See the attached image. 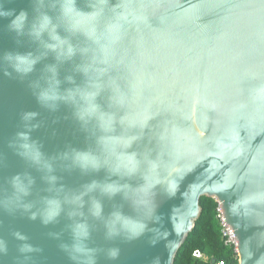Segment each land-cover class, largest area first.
I'll use <instances>...</instances> for the list:
<instances>
[{"label":"water","instance_id":"water-1","mask_svg":"<svg viewBox=\"0 0 264 264\" xmlns=\"http://www.w3.org/2000/svg\"><path fill=\"white\" fill-rule=\"evenodd\" d=\"M202 196L264 264V0H0V264H174Z\"/></svg>","mask_w":264,"mask_h":264},{"label":"trees","instance_id":"trees-1","mask_svg":"<svg viewBox=\"0 0 264 264\" xmlns=\"http://www.w3.org/2000/svg\"><path fill=\"white\" fill-rule=\"evenodd\" d=\"M200 205L201 214L178 250L174 264H211L212 259L223 260L226 264H237L234 248L225 245L221 234V225L217 218L219 203L213 197L202 196ZM195 249L203 251L209 260L195 258Z\"/></svg>","mask_w":264,"mask_h":264},{"label":"built area","instance_id":"built-area-1","mask_svg":"<svg viewBox=\"0 0 264 264\" xmlns=\"http://www.w3.org/2000/svg\"><path fill=\"white\" fill-rule=\"evenodd\" d=\"M217 218L220 221L221 225V234L224 240L225 245H228L230 247L234 248L235 257L239 259L238 251H237V239L236 235L234 233L233 228L226 222L223 213L218 206L217 208ZM193 256L197 259H203L205 261L209 260V257L200 249H195L193 251ZM213 260V259H212ZM211 264H226L223 260H213L211 261Z\"/></svg>","mask_w":264,"mask_h":264}]
</instances>
